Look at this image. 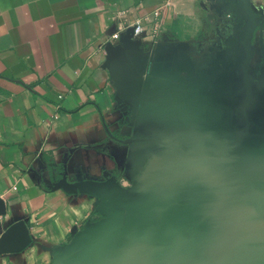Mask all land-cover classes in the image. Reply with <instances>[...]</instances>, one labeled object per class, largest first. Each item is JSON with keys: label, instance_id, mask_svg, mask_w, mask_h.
<instances>
[{"label": "crops", "instance_id": "crops-1", "mask_svg": "<svg viewBox=\"0 0 264 264\" xmlns=\"http://www.w3.org/2000/svg\"><path fill=\"white\" fill-rule=\"evenodd\" d=\"M241 5L0 0V264H53L77 232L104 217L97 198L70 193L71 185L130 189L147 161L163 165L173 152L137 140L184 149L185 131L201 124L203 90L193 87L188 103L186 88L175 93L155 76L178 59L179 46L190 64L228 75L245 55L250 20ZM249 6L264 21V0ZM128 30L130 43L110 56L109 45H120L114 35ZM251 45V64H264V24ZM258 124L264 130V119Z\"/></svg>", "mask_w": 264, "mask_h": 264}, {"label": "water", "instance_id": "water-1", "mask_svg": "<svg viewBox=\"0 0 264 264\" xmlns=\"http://www.w3.org/2000/svg\"><path fill=\"white\" fill-rule=\"evenodd\" d=\"M241 7L250 20L242 38L245 55L228 75L190 64L186 47L179 46L178 59L162 64L155 76L156 84L175 93L186 88L180 94L188 103L193 87L203 90L201 124L183 137L193 153L154 139L137 140L173 152L163 165L147 161L130 189L113 182L71 185L70 193L97 198L104 217L77 232L53 264H264V130L258 124L264 119V64H251L252 39L264 21L251 11L249 0ZM132 32L122 33L120 45L110 44L108 54L130 43ZM223 107L228 120L242 117L245 126H215L212 119L219 120ZM247 138L256 149L243 143ZM191 174L198 176L194 183Z\"/></svg>", "mask_w": 264, "mask_h": 264}, {"label": "flooded vegetation", "instance_id": "flooded-vegetation-1", "mask_svg": "<svg viewBox=\"0 0 264 264\" xmlns=\"http://www.w3.org/2000/svg\"><path fill=\"white\" fill-rule=\"evenodd\" d=\"M223 105H227V104H223ZM234 106L232 105V109H235V108H233ZM219 115H220V118H219V120H217L216 118L213 120L212 119V122H214V124H215V126H216V123H218L219 124V126H220V124L221 125H230V126H233V124H236V125H239V126H241V127H244L245 126V122L241 119L242 117H240L239 119H237V117L236 116H234L233 118H234V120L233 121H230V120H228L229 118H228V115H227V109L225 108V107H223L222 108V112H219ZM240 116H242L241 114H240ZM251 141H252V138H247V140H245V142H243V143H250V145H251V147H252V149H256L255 147L256 146H254V145H252V143H251ZM260 146H261V144H260ZM260 156H261V158L263 157L262 156V153L260 152ZM200 166L202 165V164H199ZM203 190L205 189V187L203 186V185H201L200 186ZM200 197H204L203 195L202 196H200ZM180 203V205L181 204H185V203H187L186 201H180L179 202Z\"/></svg>", "mask_w": 264, "mask_h": 264}, {"label": "rangeland", "instance_id": "rangeland-1", "mask_svg": "<svg viewBox=\"0 0 264 264\" xmlns=\"http://www.w3.org/2000/svg\"><path fill=\"white\" fill-rule=\"evenodd\" d=\"M206 133H209L210 131H211V126L209 125V126H206L204 129H203ZM184 140V139H183ZM173 145H175V144H173ZM182 147L185 149V151H187V153H193V150H194V147H191V145H188V144H186V146H185V144H183L182 145ZM208 147V146H207ZM174 154V153H173ZM177 158H179V157H177ZM186 162V161H185ZM191 162H193V161H187V163H191ZM200 166V165H199ZM192 168L194 167V166H191ZM200 168H201V166H200ZM193 171V170H192ZM192 173V172H191ZM197 174H199V173H197ZM191 175H193V179L190 181V182H192V183H194L195 182V178L196 177H198L197 175H194V174H191ZM200 175V174H199Z\"/></svg>", "mask_w": 264, "mask_h": 264}, {"label": "built area", "instance_id": "built-area-1", "mask_svg": "<svg viewBox=\"0 0 264 264\" xmlns=\"http://www.w3.org/2000/svg\"><path fill=\"white\" fill-rule=\"evenodd\" d=\"M119 37H120V35H119V34H115V35H114V39H115V40H118V39H119Z\"/></svg>", "mask_w": 264, "mask_h": 264}]
</instances>
